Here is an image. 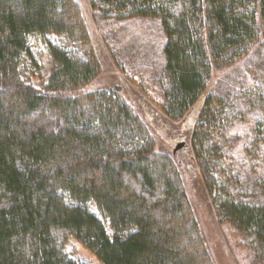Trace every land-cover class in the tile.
<instances>
[{
	"label": "trees",
	"instance_id": "1",
	"mask_svg": "<svg viewBox=\"0 0 264 264\" xmlns=\"http://www.w3.org/2000/svg\"><path fill=\"white\" fill-rule=\"evenodd\" d=\"M88 2L105 36L125 20L158 28L162 47L135 69L132 54L111 51L129 77L143 74L169 120L203 100L191 167L220 221L264 244V0ZM33 35L58 40L40 87ZM100 72L77 0H0V264H83L71 237L102 264H216L181 164L119 88L85 89ZM237 122L247 125L240 157L224 140Z\"/></svg>",
	"mask_w": 264,
	"mask_h": 264
},
{
	"label": "rangeland",
	"instance_id": "2",
	"mask_svg": "<svg viewBox=\"0 0 264 264\" xmlns=\"http://www.w3.org/2000/svg\"><path fill=\"white\" fill-rule=\"evenodd\" d=\"M77 1L81 5L92 44L101 63L100 74L87 84L85 89L119 88L124 97L142 112L156 141L157 148L161 152L174 156L179 161L192 200L197 208L207 245L213 253L216 264H264V249H262L264 244L253 238L245 240V238L236 234L225 222L220 221L212 203V197L208 195V192L191 167L192 135L203 100H199L191 107L183 121L169 120L153 104L151 99L153 90L144 84L143 74H134L133 77H129L126 72L121 70L117 56L111 51V45H114L116 49L120 50L119 53L122 56L132 54L128 64L125 66L127 69H135L140 64L149 62L151 51H155L160 45L162 47L164 39L158 28L155 25L153 26L151 22H145L140 19L125 20L119 23L113 38L105 36L98 30L96 21L92 19L91 6L88 0ZM54 39L50 35L45 37L40 35L30 36L32 47L42 64L40 73L30 79L38 87L48 81L54 67V62L48 50L50 41H58ZM64 39H59V41L68 50L78 51L72 43ZM133 53L139 55L136 61L133 60ZM246 129V122H237L229 129V133L224 138L229 143L228 145H234L233 154L237 157L244 154L242 150L244 142L239 136ZM181 143H184L185 146L174 153L175 147ZM90 208L104 221L107 231L112 237L114 231L109 220L105 218L94 203L90 204ZM66 249L79 263L102 264L75 237H71L68 240Z\"/></svg>",
	"mask_w": 264,
	"mask_h": 264
},
{
	"label": "water",
	"instance_id": "3",
	"mask_svg": "<svg viewBox=\"0 0 264 264\" xmlns=\"http://www.w3.org/2000/svg\"><path fill=\"white\" fill-rule=\"evenodd\" d=\"M184 146H185L184 143H181V144H179L178 146H176L175 149H174V153H176L180 148H182V147H184Z\"/></svg>",
	"mask_w": 264,
	"mask_h": 264
}]
</instances>
